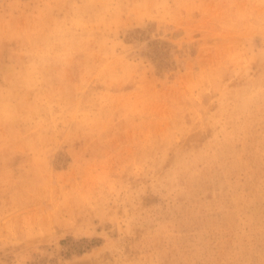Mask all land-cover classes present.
I'll list each match as a JSON object with an SVG mask.
<instances>
[{
    "label": "rangeland",
    "instance_id": "374dc122",
    "mask_svg": "<svg viewBox=\"0 0 264 264\" xmlns=\"http://www.w3.org/2000/svg\"><path fill=\"white\" fill-rule=\"evenodd\" d=\"M0 264H264V0H0Z\"/></svg>",
    "mask_w": 264,
    "mask_h": 264
}]
</instances>
